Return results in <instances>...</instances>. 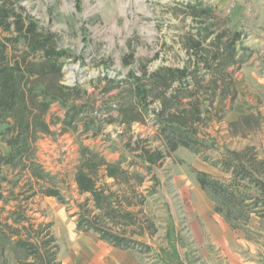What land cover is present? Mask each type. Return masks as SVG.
I'll list each match as a JSON object with an SVG mask.
<instances>
[{
    "label": "trees",
    "instance_id": "1",
    "mask_svg": "<svg viewBox=\"0 0 264 264\" xmlns=\"http://www.w3.org/2000/svg\"><path fill=\"white\" fill-rule=\"evenodd\" d=\"M183 11L195 27L180 38L182 65L149 71L141 62L124 79L107 80L97 105L95 96L79 85L63 83L70 55L58 36L41 28L16 2L0 0V141L8 148L0 153V264H62L50 226L35 225L27 216L28 203L36 196L69 204L61 189L65 179L45 171L36 159L38 140L54 136L52 127L58 125L59 134L71 132L79 145L72 182L76 194L85 198L72 216L76 230L115 248L148 254L149 248L135 237L155 231L142 211L158 186L153 168L179 148L199 156L217 148L206 130L213 121L225 119L227 102L234 106V75L244 63L241 31L230 29L202 4L188 3ZM132 58H124V64L130 65ZM53 107L58 110L49 121ZM259 122L258 115L241 111L227 121L229 135L247 138ZM135 124L153 128L152 140L162 149L142 145L151 139L137 140L132 135ZM112 125L124 129L120 136L126 137L124 148L132 159L121 155L109 160L96 147L83 144ZM211 164L228 178L202 172L195 176L212 199L214 212L233 230H245L252 214L264 219V157L257 148L224 150ZM148 177L153 184L142 195L138 189ZM114 186L118 189L112 190Z\"/></svg>",
    "mask_w": 264,
    "mask_h": 264
},
{
    "label": "rangeland",
    "instance_id": "2",
    "mask_svg": "<svg viewBox=\"0 0 264 264\" xmlns=\"http://www.w3.org/2000/svg\"><path fill=\"white\" fill-rule=\"evenodd\" d=\"M12 1L22 6L41 28L58 36L60 47L70 55L65 60L63 83L79 85L95 96L97 105L101 104L100 91L107 80L124 79L141 62L149 71L160 65H182L185 55L180 38L195 27L184 14L186 4L210 7L219 18L227 21L230 29L242 32L240 46L245 49L241 52L244 63L234 75L237 99L233 107L227 102L225 119L213 121L206 130L209 140L217 148L206 151L203 156L179 148L153 168L158 186L153 195L147 196L142 211L153 223L155 231L135 237L149 248L145 256L151 264H231L229 245L219 246L209 240L203 246L197 243L195 236L200 235L202 217L225 220L214 212V203L198 185L195 172L227 179L211 163L219 159L224 150H240L247 145L256 147L264 157V0ZM129 55L133 58L127 66L124 58L129 59ZM57 110L56 107L51 109L47 116L49 121ZM241 111L258 115L259 126L247 138L231 137L227 121L236 118ZM59 128V125L52 127L56 132L54 136L38 140L36 159L45 171L65 179L66 185H61V189L69 204L66 206L54 198L36 196L28 203L27 216L34 219L35 225H49L60 248L61 244H66L70 231L76 229L72 216L77 211L76 205L85 197L76 194L72 182V170L78 159L77 137L71 132L59 134ZM123 130L117 125L107 126L103 135L83 139V144L96 147L109 160L115 161L121 155L130 160L132 154L124 148L126 137L120 136ZM132 135H138L139 141L150 138L142 145L151 150L162 149L158 140H152L155 133L150 126L135 124ZM7 152L8 148L0 141V153ZM8 176L13 178L10 173ZM152 184L149 177L146 178L139 193L147 195ZM116 189L118 186L112 187V190ZM13 205L7 206L6 210H11ZM2 206L0 203V208ZM253 217L263 220L252 214L246 225L247 231L233 230L225 223L229 229L264 249V226L250 229L249 222ZM59 260L61 262L60 257Z\"/></svg>",
    "mask_w": 264,
    "mask_h": 264
},
{
    "label": "crops",
    "instance_id": "3",
    "mask_svg": "<svg viewBox=\"0 0 264 264\" xmlns=\"http://www.w3.org/2000/svg\"><path fill=\"white\" fill-rule=\"evenodd\" d=\"M202 217L200 235L197 243L203 246L209 241L232 249L229 260L231 264H264V249L258 244L244 239V236L229 229L222 219ZM264 226V219L253 217L249 228ZM203 252V251H202ZM205 255V254H204ZM59 257L62 264H151L146 256L134 250H122L101 241L92 233L71 230L66 244H61Z\"/></svg>",
    "mask_w": 264,
    "mask_h": 264
}]
</instances>
